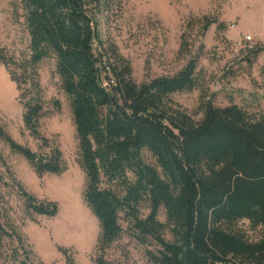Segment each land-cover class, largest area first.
Masks as SVG:
<instances>
[{
    "label": "trees",
    "instance_id": "1",
    "mask_svg": "<svg viewBox=\"0 0 264 264\" xmlns=\"http://www.w3.org/2000/svg\"><path fill=\"white\" fill-rule=\"evenodd\" d=\"M18 10L27 43L19 51L0 47V63L18 91L23 126L39 148L17 142L1 123L0 141L38 175L65 169L61 150L40 132L39 122L45 100L38 66L54 58L77 135L83 199L100 228L93 263L128 264L105 257L121 232L123 212L137 237H149L156 246L147 250L152 264H264V117L253 118L235 103L215 106L206 100L195 121L168 104L169 94L197 85L198 56L188 40L178 50L186 58L181 69L136 83L129 61L114 45L106 49L98 31L99 15L118 13L120 0H19ZM192 22L203 33L215 20L195 17L186 27H194ZM263 48L254 45L252 51ZM144 149L155 164L142 160ZM0 167L10 171L1 152ZM9 179L27 213L57 212L56 201L38 199L13 175ZM143 198L149 212L140 217ZM160 207L166 223L157 219ZM240 220L259 227L260 237L249 240L237 226ZM166 226L170 240L164 238ZM58 251L66 264H76L70 249ZM32 255L23 234L0 218V264H34Z\"/></svg>",
    "mask_w": 264,
    "mask_h": 264
},
{
    "label": "rangeland",
    "instance_id": "2",
    "mask_svg": "<svg viewBox=\"0 0 264 264\" xmlns=\"http://www.w3.org/2000/svg\"><path fill=\"white\" fill-rule=\"evenodd\" d=\"M18 2L0 0V47L12 51L23 49L27 43ZM202 16L215 23L203 33L194 22V27H186L188 20ZM98 31L106 49L114 45L129 61L136 83L171 76L181 69L186 58L178 55V50L181 41L188 40L192 55L198 56L197 85L190 91L169 94L168 104L179 106L193 120L201 119L202 102L206 100L215 106L235 103L253 118L264 117V51H252L254 45H264V0H120L118 13L108 18L99 15ZM38 68L45 100L40 132L58 145L65 169L58 174L38 175L24 157L0 141V152L10 170L0 167L4 182L0 183V214L4 215L0 218L5 226L11 224L23 234L33 251L34 264H66L58 247L70 249L76 264H94L100 228L83 199L85 174L79 163L69 100L55 71V59H44ZM17 95L14 82L0 63V123L14 140L38 149L39 141L23 126ZM141 155L144 162L155 164L146 149ZM10 175L38 199L56 201L57 212L52 216L27 213L22 198L11 186ZM110 185L122 193L119 184ZM137 209L138 215L144 217L149 212L148 201L143 198ZM157 219L166 223L163 207ZM118 221L121 232L105 250V257L121 263L152 264L147 250H154V243L149 237L142 242L123 212ZM237 226L251 241L260 237L259 227L252 228L247 220L238 221ZM164 238L171 239L167 226ZM4 242L7 246L9 240Z\"/></svg>",
    "mask_w": 264,
    "mask_h": 264
},
{
    "label": "built area",
    "instance_id": "3",
    "mask_svg": "<svg viewBox=\"0 0 264 264\" xmlns=\"http://www.w3.org/2000/svg\"><path fill=\"white\" fill-rule=\"evenodd\" d=\"M249 39V38H248ZM263 51H264V48H263Z\"/></svg>",
    "mask_w": 264,
    "mask_h": 264
}]
</instances>
